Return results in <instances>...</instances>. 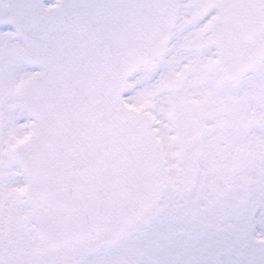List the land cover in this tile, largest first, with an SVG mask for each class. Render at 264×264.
Masks as SVG:
<instances>
[{
    "label": "snow or ice",
    "instance_id": "obj_1",
    "mask_svg": "<svg viewBox=\"0 0 264 264\" xmlns=\"http://www.w3.org/2000/svg\"><path fill=\"white\" fill-rule=\"evenodd\" d=\"M0 264H264V0H0Z\"/></svg>",
    "mask_w": 264,
    "mask_h": 264
}]
</instances>
